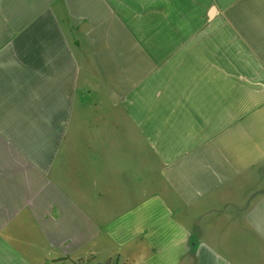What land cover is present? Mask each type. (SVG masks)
Listing matches in <instances>:
<instances>
[{"label": "crops", "instance_id": "obj_1", "mask_svg": "<svg viewBox=\"0 0 264 264\" xmlns=\"http://www.w3.org/2000/svg\"><path fill=\"white\" fill-rule=\"evenodd\" d=\"M0 264H264V0H0Z\"/></svg>", "mask_w": 264, "mask_h": 264}]
</instances>
